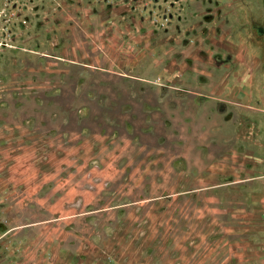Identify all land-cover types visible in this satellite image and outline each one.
I'll list each match as a JSON object with an SVG mask.
<instances>
[{
  "label": "crops",
  "instance_id": "1",
  "mask_svg": "<svg viewBox=\"0 0 264 264\" xmlns=\"http://www.w3.org/2000/svg\"><path fill=\"white\" fill-rule=\"evenodd\" d=\"M183 47L2 108L0 264H264V131Z\"/></svg>",
  "mask_w": 264,
  "mask_h": 264
},
{
  "label": "rangeland",
  "instance_id": "2",
  "mask_svg": "<svg viewBox=\"0 0 264 264\" xmlns=\"http://www.w3.org/2000/svg\"><path fill=\"white\" fill-rule=\"evenodd\" d=\"M181 44L188 58L202 60L201 70L234 75V104L249 108L260 136L264 0H0V115L55 87L65 68L60 58L75 61L70 72L87 78L88 69L125 68L115 59L136 49L158 45L154 55L178 57ZM75 83L62 81L67 88Z\"/></svg>",
  "mask_w": 264,
  "mask_h": 264
},
{
  "label": "flooded vegetation",
  "instance_id": "3",
  "mask_svg": "<svg viewBox=\"0 0 264 264\" xmlns=\"http://www.w3.org/2000/svg\"><path fill=\"white\" fill-rule=\"evenodd\" d=\"M260 32H263V30H262V29H260Z\"/></svg>",
  "mask_w": 264,
  "mask_h": 264
}]
</instances>
